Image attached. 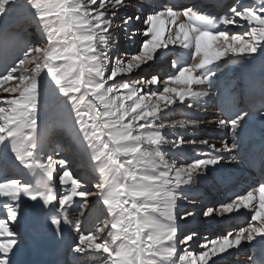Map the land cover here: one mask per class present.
Listing matches in <instances>:
<instances>
[{
	"label": "snow or ice",
	"instance_id": "obj_1",
	"mask_svg": "<svg viewBox=\"0 0 264 264\" xmlns=\"http://www.w3.org/2000/svg\"><path fill=\"white\" fill-rule=\"evenodd\" d=\"M16 5L18 0H0V19L5 21L6 14L14 12ZM29 5L43 26L48 47H28L22 58L0 74V87L12 80L20 81L3 88L9 95L0 99L6 105L0 106V144L10 140L17 159L25 167L42 170L43 175L37 185L19 178L0 180V199L5 201L2 208L6 213V218H0V264H10L19 242L12 225L20 215L22 196L42 200L46 207L55 203L58 215L49 219L60 232L63 223H71L68 207L79 200L82 215L87 198L94 195L110 219L100 222L88 234L77 223L75 250L103 253L104 264H209L214 256L264 235V183L218 208L208 207L204 211L205 216H212L247 208L252 216L247 227L201 244L203 250L199 253L190 250L198 234L188 232L180 236L177 227L179 219L186 220L194 213L184 212L182 217L178 214L176 189L195 184L221 161L236 159L239 130L249 113L243 111L232 119L218 118V125L231 132V143L224 140L219 148L208 140H169L163 135L165 128H196L200 121L185 118L163 122L158 115L174 104H184L186 98L197 102L208 97L203 85L215 71L208 75L204 72L224 57H250L264 48V0H256V6L239 7L237 3L230 7V15L221 18L225 29L220 31L214 30L215 17L191 8L177 13L172 6L164 5L144 18L146 27L142 35L146 39L140 49L132 55L118 54L115 59L109 30L113 29L117 12L125 8L124 0H111L110 5L105 0H26L23 6ZM182 16L187 19L181 20ZM131 20L127 17L124 23ZM244 22L248 30L242 34L228 27ZM177 45L190 50L193 61L197 57L199 61L182 66L174 62L176 72L162 82L159 74L130 83L116 82L118 76L131 74L155 60L161 49H174ZM45 72L61 94L70 99L78 131L92 150L89 163L100 176L94 185L95 193L80 190L82 179L74 177L71 168L66 167L67 160H55L52 155L45 159L35 157L40 140L37 121L41 76ZM157 84L160 86L155 90L144 91L146 85ZM193 85L201 90H194ZM187 107H192V103ZM166 144L207 145L208 151L201 154L203 158L178 164L161 151ZM57 164L63 169L62 174L56 171ZM57 175L63 187L60 193L56 190ZM105 231L107 238L97 242ZM181 245L183 250L179 251Z\"/></svg>",
	"mask_w": 264,
	"mask_h": 264
},
{
	"label": "rangeland",
	"instance_id": "obj_2",
	"mask_svg": "<svg viewBox=\"0 0 264 264\" xmlns=\"http://www.w3.org/2000/svg\"><path fill=\"white\" fill-rule=\"evenodd\" d=\"M23 1L24 0H18V5H16L15 8L16 9L21 8L22 10L25 11V9L27 7L24 8L23 5L26 2V0L24 2ZM98 2H99V0H98ZM105 2L110 5L111 0H105ZM124 2H125V8H123L117 12V16L113 18V29L110 30V33L113 37V48H112V55L113 56L115 53H116V55L120 54L122 56L123 55H132V54L136 53L140 49V46L142 45L143 40L146 39V37H145L142 41L140 39V40H137V42H135V40H133V39H128V41H123V38L135 37L132 34H134L135 29L139 28L140 25H141V28H143V29L146 27V25L144 23L134 24V25L133 24L129 25V23L125 24L124 23L125 19L127 17H135V19H136V17L139 14L138 12H142L143 14H145V13L148 14L154 10H159V8H161V7H156L153 9H146V12H145L144 8L141 7V9H139L140 4H141V0H124ZM192 2H193V0H192ZM192 2H191V4H193ZM205 2L207 4V6H209V8L213 9L212 16L217 14V16H219L220 18L224 17L225 15H230V12H229L230 7L235 6L237 3H239V5H238L239 7L256 6V0H230L227 3V5L223 7V9H221L220 11H216L217 10L216 7H210L208 1H205ZM162 3H163V5L169 6L168 0H162ZM181 6L182 5L181 4L179 5V3H178L177 5H173V8H174V10L180 9L179 11L182 13V11L184 9L192 7V5L191 6L184 5L183 7H181ZM127 10H129V11L126 12ZM202 10H204V9H202ZM199 11H197V12H199ZM34 12H35V9H33V8H31L29 11L30 16L33 17V21H28L27 24H24L22 26V27H24V29L27 32H29L27 38L18 44L20 47H23V45L26 46V47H24L23 52L26 51L28 47H48L47 35L43 30L42 24L37 22L36 13H34ZM23 13L26 14L27 12H23ZM206 13L208 14V12H206L204 10V13H202V14H206ZM1 20L3 21V19H0V74H3L8 68H10L14 65V63L16 62V60H18V58H22L23 52L20 54V57L14 56V58L11 59V60L15 61L14 63H8V62H5L4 60L3 61L1 60V58H4L3 56L7 53V52H2L1 50L4 48L7 49V47H10V48L13 47L12 46L13 37L7 35V30H6L7 27H9V24L7 25L6 24L7 22L2 23ZM185 20H186V17H185ZM53 26L55 27L57 25L54 24ZM228 27L231 28V30L233 32H239L241 34L248 30V25L246 22H244L241 26H231L230 25ZM128 28L130 31H132V33L126 32V29H128ZM224 29H225V25L223 26V30ZM231 34L232 33H230V35ZM124 35H126V36H124ZM166 36H167V32H166ZM7 43H8V46H6ZM128 44H130V45L135 44V47H132V46L126 47V45H128ZM165 50H168V49H161L156 54V59L153 60L152 62H149L148 64L142 66L141 69L134 70L131 74H128L124 77L118 76L116 78V82H129L130 83L131 81H138V80H143V79L149 78L151 75H155V74L160 75V80L162 82L164 79L167 78L168 75L174 74L176 72V70H173L174 66L172 63V59H173V57L176 58V57L180 56L183 52V49L180 48V49H178L179 52H176V54L175 53H171V54L168 53V58H170V59H168V58H165V56L163 55L164 54L163 51H165ZM12 51H10V53ZM187 51H188L187 52L188 57H187V61L184 64H186V63L191 64V63L199 61V57H197L196 61H193L191 51L190 50H187ZM9 56H10V54H9ZM257 57L264 59V48L258 49L257 53L253 54L250 57H242V56H234V55L224 57L223 60L221 62H219L217 65L210 67L211 69H209L207 72H204V74L208 75L209 72L215 71V75L211 76L209 81L203 85V88L205 90H207L209 93L208 97L202 98V100H198L197 102H193L190 99L186 98V101L184 104H174V105L170 106V109H163V111L160 114H158L160 116V121H163V122H169V121L188 118V119H196V120L200 121L199 126L196 128H192V127H182V128H176V129L165 128L163 135H165L169 140H176L178 137H182L185 141L208 140L210 143H215L218 148L221 147L222 142L224 140H228V142L231 143V132H230V130L228 128L220 127L217 123V120H218V118H225V117H227L228 119H232L236 115H239L241 112H243V111H239V112L232 113L233 115L230 114V117H229L228 113H227V116L224 115L225 109H227V106L230 104V100H232L231 98H229V96L231 94L232 95L234 94L235 87L237 86L236 83H237V79H238L237 78L238 71L240 69H243V68H246L247 66H249L251 64V61H253ZM254 62L255 61H253V63ZM262 62H263L262 66L260 67L261 69L259 68V71H260L259 73L264 72V69H263L264 68V61H262ZM25 67L30 68V67H32V65H26ZM251 67L252 66H250L247 71H249V69ZM135 71H138V73H134ZM197 74H200V73L197 72ZM41 81H42V94L40 97L39 108H38L37 128H38V133H40V132L43 133L44 140H42V138H43V136H42L41 140H40L41 141V147L40 148L41 149L42 148L48 149V151L43 153V155H46V157L49 155H52L55 160H58L61 157L60 155L66 154V152H65L66 150H72L73 141H74L75 137L81 135L82 133L78 131V125L76 124V121H75V113H74V110L72 109L70 99L61 94L59 87L55 84L54 80L46 72L42 73ZM19 83H20L19 80H12V81L6 82L2 87H0V99L9 95L8 93L3 92V88L13 87ZM109 83H113V81H110ZM173 85H175V84H173ZM159 86H160L159 84L151 85V86L146 85L144 88V91L146 92L149 88H151L152 90H155ZM175 86L176 87H182L181 85H175ZM193 89L194 90H201V89L197 88L196 85H193ZM16 95H18V93ZM240 102L243 103V101H240ZM188 103H192V107H187ZM0 106H6V105L0 103ZM245 109L246 108H244V111H245ZM246 110L249 114L245 117L244 121L242 122V126L239 130V141H238L239 149H238L237 157L239 156L240 153H242L243 149L241 146H242V142H244L246 132H248L250 130L253 132V134H251L252 139H250L248 141L251 144L252 143H259L258 141H260V139L264 136V114L258 113L259 115L258 114L253 115L250 113L253 110H251V109H246ZM252 113H254V111ZM69 121L71 122L70 124H69ZM160 121H157V123H159ZM55 135H57L58 138L59 137L61 138L62 141H61L60 145L56 144ZM254 137H255V139H253ZM246 144L247 143H245L244 145H246ZM47 145L49 146V148ZM8 148H10V149H8ZM11 150H13V148H12V143L10 140H6L3 144H0V171L1 172H3V170H5V169H9V167H10L7 159H10L8 154ZM161 151L166 153V158H168L169 160L174 159L177 161L178 164L179 163L183 164V163H190L193 160H196L199 158H203V157H201V154L203 152L208 151V146L207 145H199V144H185V145H182L180 147H173L172 145L166 144V145L162 146ZM3 153H6L7 155H4ZM195 154H199V155H195ZM225 156L227 157L229 155L225 154ZM44 158H45V156H44ZM230 162H232V163H230ZM236 162H237L236 160H231V158L229 157L228 159L221 161L218 166H215L213 169L208 170L206 175L200 176L197 179L195 184L182 185L176 189V192L178 193V199L176 202L178 214L182 217L184 212H193L194 213V215L192 217H189L186 220L185 219H179L178 220V224H177V227L179 229L178 235H179V233L187 234L188 232H196V231L200 232L201 235L203 233V235H202L203 237H201V235H199L201 238L196 237L194 239L193 248L190 249L194 253L200 252L202 250L200 248V245L205 243L207 240L220 238V237L226 235L229 231H232L233 233H235V231H238L239 228L247 227L248 223L251 221L252 211L247 210V208H242L238 211V213L245 212L246 215L235 217L234 220L231 219L232 223L226 222V223L220 224L219 227L217 229H215V231H206L205 227L207 225L205 224L203 227H201V225L199 224L200 220H203L205 218V216H204V211H205L204 209L205 208H202V207L199 208L198 207L199 205H196V204H198L199 199L201 200L202 197H200V195H198L196 197H190L191 187L192 188L195 187V189L198 190V192L200 190H204L205 187H207L209 185L207 182H205L206 180H211V181L216 182V180L214 179V176H216L219 172H222L223 170H225V168L227 169L228 165L229 166L236 165L237 164ZM23 166H24V168H26V170L28 169V167H25V165H23ZM233 166L230 167L229 169H227V172L225 170L224 172H226V173L221 174V175L223 176V175L229 174V173L232 174V173L236 172L235 170L241 169L238 166H234V167ZM32 170L33 169L29 168L28 172H27V177H24L25 179L22 178V181L24 183L34 185V183L36 182V181L32 180L33 179L32 175L34 173V172H32V173L30 172ZM8 173H10V172H8ZM18 173H20V172H18ZM74 173H75L74 177L82 179V189H80V190H83L85 188L86 190L91 191L93 193L96 192V188L94 187V185L99 182L100 176H99V173L91 167V165L86 167V169L76 170ZM8 176H12V175L9 174ZM24 176H25V174H24ZM13 177L18 178V176H16V175ZM211 178H213V179H211ZM217 183H215V185ZM60 192H62V190ZM221 192L222 191L220 190V193ZM187 193H189V194H187ZM219 195L220 194H218L217 197H219ZM235 197L236 196H234L233 198H235ZM87 199H88V205H87V207H85L83 209L82 215H81L80 201L79 200H77L76 203H72L71 207H68V213H69L70 219L74 223L75 228H76L77 223H79L81 231H83L85 234H88L91 231H93L94 228L100 222L110 219L109 214L106 211V208L98 202L97 198L94 195L89 196ZM225 199L226 198L223 196V200H225ZM187 200H189V201L193 200V201H195V203L190 204L188 209L183 210L182 207L185 205L182 204V201H187ZM229 200H231V199L225 200V201H223V203H227ZM31 201L32 200L29 199L27 196L21 197L20 215L18 216L17 221L12 225L14 230L18 233V241L19 242L17 244V247L13 250V252L11 254L10 264H19L18 263V257L20 256V259L22 258V256H21L22 251H20L19 256H18V251L20 250V248L25 247L26 243L22 240V238L20 236V230L22 231V227H21L22 223L24 221H28L27 216L29 214H31L33 217V215L35 214L36 209L34 210V213L28 211L29 210L28 206L30 205ZM35 208L38 209V210H36L38 219H41V215L44 216V214H45L44 211L47 209V207L43 203L42 207L37 206ZM201 214H202L201 219H199L200 218L199 216ZM230 214H225L223 216L227 217ZM31 215H29V216H31ZM242 217H244L245 219L247 218L245 220V223L235 224V222H236L235 220H237L239 218L242 219ZM0 218H6V216H2ZM197 218H198V223H196V221H195V219L197 220ZM225 219L226 218H224V220ZM181 221H184V223H189L186 225V227L190 226V228H187V229L184 228V230H181L179 228ZM205 221H206V219L203 220V222H205ZM233 222L235 225L233 224ZM37 225H38V223H36L35 227H37ZM230 225H234V226H230ZM62 226H63V224H62ZM257 226L258 227L260 226L259 222H257ZM52 227H54V226H52L51 224H49L48 226H45L46 232L48 233V231ZM54 229H55L54 234H52V236L48 238V241L46 242V244H43L42 246H40L38 251L44 250V248H47L53 242L54 243L61 242L60 245L61 246L63 245L64 237H66L65 233L63 232V230H61L60 231L61 235H59L60 232H57L55 227H54ZM34 230H36V231H34ZM34 230H31L32 234L30 235V238L28 239V245H29L28 249L30 250L28 252V254H30V253H32V254L30 255V257H28V255H27V257L24 260H22L23 264L32 263L33 260L30 259L31 256L33 257L32 259H34L35 250L32 249V246H30L31 245L30 243H32L31 239H33L35 236H37V234H44L43 233L44 230L41 232H40L39 228H36ZM33 233H35V234H33ZM208 234H210L214 238H207L205 240V236L208 237L207 236ZM76 235H77V232H76ZM263 236L264 235H258L256 237V239L253 240V242L244 241L245 243L241 244L239 246L240 250L238 251L239 253L242 252L244 254L243 255L238 254L235 257L234 262L230 260V261H224L222 264H247V263L253 264L252 259H253L254 254H255L254 253V250H255L254 244L260 245L258 241L261 239L260 237L263 238ZM55 238H57V239H55ZM58 238L61 239L62 241L61 240L59 241ZM106 238H107V231H105V233L101 234V236L98 238L97 242H101ZM65 239H67V238H65ZM117 243H119V241H117ZM75 245H76V242L72 245V249L69 252V255L72 256L73 264H104L105 255L103 253L92 252L91 250H88V251L83 252V253L77 252L75 250ZM182 247L179 246V251L183 250ZM21 250H23V249H21ZM232 250L235 251L234 248H231L230 252L227 254L228 256L231 255ZM236 253L237 252L235 251V253H232V254H236ZM257 253H259V251ZM238 257H240V258H238ZM214 259L212 258L211 262ZM240 259H242V260H240ZM49 262H50V257H48V255H46L44 257V259L42 260L41 264H49ZM215 264H219V263H215Z\"/></svg>",
	"mask_w": 264,
	"mask_h": 264
},
{
	"label": "bare ground",
	"instance_id": "obj_3",
	"mask_svg": "<svg viewBox=\"0 0 264 264\" xmlns=\"http://www.w3.org/2000/svg\"><path fill=\"white\" fill-rule=\"evenodd\" d=\"M25 1V0H24ZM23 1V2H24ZM170 2H172L171 0H169ZM176 1V0H175ZM193 4H192V9H193V11H195V12H197V11H199L200 13H204V10L206 11V12H208V15H210V16H212V11H213V9L212 8H209V6H207V4H206V2L205 1H203V0H193V2H192ZM144 4H146V2H144ZM149 6H152L151 8L153 9V8H156V7H163L164 5H163V3H162V0H156L155 2H154V4H148ZM24 8H26V7H24ZM30 9H31V6L29 5V6H27V8L25 9V11L24 10H22L21 8H18V9H16L14 12H12L11 14H6V20L4 21H2V23L3 22H7L6 24L8 25L9 24V27H7V35H9V36H11V37H13V39H12V48H10V47H7V49L6 48H4V49H2L1 51L2 52H7L3 57L4 58H1V60L3 61H6V62H8V63H14L15 61H13V60H11L12 58H14V57H12V56H14L15 55V57H20V54L23 52V50H24V47H26L25 45H23V47H20L18 44L20 43V42H22V41H24L26 38H27V36H28V34H29V32H27L25 29H24V27H22L24 24H27V22L28 21H33V17H31L30 16V13H29V11H30ZM202 9H204V10H202ZM28 10V11H27ZM180 9H175L174 11H176L177 13H181L180 11H179ZM123 11V10H122ZM129 10H127L126 12H128ZM23 12H27L26 14L25 13H23ZM146 12V11H145ZM35 13V12H34ZM137 13V12H136ZM139 14H138V16L140 17V19H135V17H132V20L129 22V25H131V24H142V23H144V18L149 14H147V13H145V14H142V12H138ZM207 14V13H206ZM35 16V15H34ZM181 20H185V17H181ZM179 22V21H178ZM128 25V26H129ZM119 28V27H118ZM117 29V28H116ZM111 30V29H110ZM109 30V31H110ZM144 31V29L143 28H141V25H140V27L139 28H137V29H135V32H134V36L135 37H133V38H123V41H128V39H133V40H135V42H137V40H140L141 39V41L145 38L143 35H142V32ZM126 32H130V33H132V31H130L129 30V28L128 29H126ZM133 35V34H132ZM124 36H126V35H124ZM121 38V37H120ZM6 46H8V43H7V45ZM130 46H132V47H135V44H128V45H126V47H130ZM178 49H180V47L177 45V46H175V48L173 49V48H169L168 50H165V51H163L164 52V56H165V58H168V53H175L176 54V52H179L178 51ZM13 50V51H12ZM10 51H12L11 53H10ZM188 51L187 50H185V49H183V52H182V54L180 55V56H178V57H173V64H174V62H176L177 63V65L178 66H182V64H184L186 61H187V53ZM15 53V54H14ZM9 54H10V56H9ZM115 57H116V53L114 54V56H113V59H115ZM168 59H170V58H168ZM9 60V61H8ZM167 61V60H166ZM164 63V62H163ZM262 63V62H261ZM7 69V68H6ZM264 69V68H263ZM173 70H177L176 69V67H173ZM134 73H138V71H135ZM261 73H263V72H261ZM260 74V73H259ZM261 78L262 77H256V84H258L259 82H261ZM174 87H176L175 85H173ZM182 86V85H181ZM232 92V91H231ZM230 95V94H229ZM241 101H243V99L241 100ZM234 104H236V105H240V106H247L248 104H247V101H243V103H241L240 101H234L233 102ZM246 109H251L249 106H247V107H245ZM251 112H253V111H251ZM185 114V113H184ZM195 118V117H194ZM55 141H56V144L58 145V144H60V142L62 141L61 140V138L59 137L58 138V136L57 135H55ZM43 143V142H42ZM47 143V142H46ZM247 145V144H246ZM246 145H244V146H246ZM48 146V145H47ZM48 148H49V146H48ZM73 148H74V150L73 151H70V150H67L66 151V154L65 155H62V157H60L59 159H65V160H67L69 163L66 165L67 167H71V168H75V166H79V165H81L82 163H85V165H86V163L87 164H90L89 163V158H90V155H91V152H92V150H91V148L90 147H88V144H87V141L86 140H84L83 139V134H81V135H79V136H77V137H75V139H74V146H73ZM8 149H10V148H8ZM41 149V148H40ZM43 149V148H42ZM7 151V150H6ZM9 151V150H8ZM11 151H13V150H11ZM10 151V152H11ZM39 151V150H38ZM10 152H9V154H10ZM14 152V151H13ZM15 153V152H14ZM4 155H7L6 153H3ZM15 155V154H14ZM195 155H199V154H195ZM194 155V156H195ZM61 156V155H60ZM8 157V156H7ZM188 158V157H187ZM58 159V160H59ZM15 160H17V158L15 159ZM219 165V164H218ZM217 165V166H218ZM246 165V164H245ZM214 167H210L208 170H211V169H213ZM240 168V167H239ZM29 169V168H28ZM28 169H27V171H28ZM60 169V170H59ZM62 170L63 169H61V166H58V167H56V171L57 172H59V173H61L62 174ZM231 171V170H230ZM236 172H234V173H232V174H225V175H221L220 174V178H221V184H216L215 185V183H217V182H215V181H211V180H206L205 182H207L209 185L207 186V187H205V189L204 190H200L199 192H198V190H196L195 189V187L194 188H192L191 187V192H190V197H195V196H197V195H200V197H202V198H204V196H207V198H205L204 199V203H203V205H200L199 203L198 204H196V205H199V206H201L202 208H205L204 210H206L208 207H213V208H218L219 207V205L220 204H222L223 203V201H225V200H228V199H230V197L228 198V196H227V194L226 193H220V190L221 189H224V188H226L227 186H224L225 184H226V182H228V183H230V182H232L233 180H234V178H239V181L237 182V183H235L234 185H233V187L235 186V187H237L238 189L240 188H243V184L242 183H249V182H251L252 180H251V177H249L248 175L251 173V172H249V170H245L244 169V171H241V169H238V170H235ZM10 172V171H9ZM9 174H11L12 175V173H8V175ZM31 174V173H30ZM74 174V173H73ZM33 180V179H32ZM56 184H58L59 186H61L60 184H59V180H58V175H57V182H56ZM237 185V186H236ZM62 187V186H61ZM60 187V189H59V192L62 190L63 191V187L61 188ZM232 187V188H233ZM201 188V187H200ZM237 188H235V189H233L232 191L233 192H235L236 191V189ZM187 194H189V193H187ZM218 194H220L219 195V197H217L218 196ZM188 196V195H187ZM223 196L226 198L225 200H223ZM222 199V200H221ZM192 202H193V200H187V201H182V204H184L185 206H189L190 204H192ZM247 210H249L250 211V209H247ZM242 211V210H241ZM244 211V210H243ZM246 211V210H245ZM216 215V216H215ZM243 215H246V213L245 212H243V213H238V211L237 212H233V213H231L229 216H227V217H224L223 215H219V214H216V213H214V215H212V216H205V218L203 219V220H205L206 219V221L205 222H207L206 224L208 225L207 226V228H206V230H208V231H210V230H215V229H217L218 228V226H219V224H223V223H226V222H230V223H232L231 221L232 220H234V218L235 217H238V216H243ZM51 216V215H50ZM49 216V217H50ZM201 216H202V214L199 216L200 218L199 219H201ZM224 218H226L225 220H224ZM232 219V220H231ZM193 220V219H192ZM203 220H200V221H203ZM195 221H196V223H198V218H197V220L195 219ZM33 222H36V220H33ZM32 221H24L23 223H22V231L27 227V225L28 224H30V223H33ZM51 223V222H50ZM186 224H189V223H180V227L179 228H181V225H185L186 226ZM233 224H234V222H233ZM197 225V224H196ZM210 225V226H209ZM212 225V226H211ZM213 226H215V227H213ZM190 227V226H189ZM36 228H38V227H36ZM199 228V227H198ZM192 230V229H191ZM34 231H36V230H34ZM178 231H179V229H178ZM190 231V230H189ZM193 231V230H192ZM54 232H55V229H54V227H52V228H50V230L48 231V233L47 232H43L44 234H37V236H35L33 239H31L32 240V243H30L31 245L30 246H32V249H34L35 250V254H36V252H38V249L40 248V246H42L43 244H46V242L48 241V238L49 237H51L52 236V234H54ZM30 233H32V231L30 232ZM57 233V232H56ZM196 233V232H195ZM35 234V233H34ZM185 234V233H184ZM184 234H181V233H179V235L180 236H183ZM59 235H61V232H60V234ZM58 235V236H59ZM63 236V235H62ZM202 236V235H201ZM208 237H206L205 236V240L207 239V238H210V234L209 235H207ZM56 237V236H55ZM197 237H200V236H197ZM66 237H64V243H63V245H65L66 244V239H65ZM196 238V237H195ZM194 238V239H195ZM261 239H260V241H258L259 242V244L261 245V246H264V236H263V238L262 237H260ZM53 239V238H52ZM55 239H57V238H55ZM59 239V238H58ZM256 239V238H255ZM61 239H59V241H60ZM62 241V240H61ZM250 242H253V240L252 241H250ZM54 243V242H53ZM245 242L243 241L242 242V244H244ZM183 248V247H182ZM203 250V249H202ZM201 250V251H202ZM234 250L236 251V252H238L240 249H239V247H234ZM22 251V250H21ZM30 251V250H29ZM235 251H233L232 250V253H235ZM230 252V249L229 250H227L225 253H222V254H219V255H217V256H214L213 257V263L215 264V262L216 263H219L220 261H223L225 258H226V256H228L227 254ZM199 253V252H198ZM32 253H30V254H27L28 255V257H30V255H31ZM260 254V252L259 253H257V255H259ZM34 255V254H33ZM231 256V255H230ZM33 257L31 256V260H33L32 259ZM22 259V258H21ZM42 263V261H40V262H36L35 264H41ZM211 263V260L209 261V264Z\"/></svg>",
	"mask_w": 264,
	"mask_h": 264
}]
</instances>
